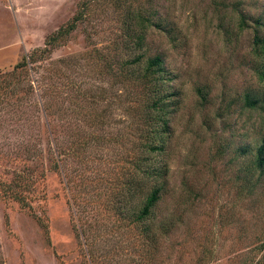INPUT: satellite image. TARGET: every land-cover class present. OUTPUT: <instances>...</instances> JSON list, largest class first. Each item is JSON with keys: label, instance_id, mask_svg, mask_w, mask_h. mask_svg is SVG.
Returning a JSON list of instances; mask_svg holds the SVG:
<instances>
[{"label": "rangeland", "instance_id": "rangeland-1", "mask_svg": "<svg viewBox=\"0 0 264 264\" xmlns=\"http://www.w3.org/2000/svg\"><path fill=\"white\" fill-rule=\"evenodd\" d=\"M152 4L174 29H152L148 48L175 103L151 156L167 171L162 200L136 222L147 115L120 78L126 6L0 0V264H264V111L245 103L264 98V0Z\"/></svg>", "mask_w": 264, "mask_h": 264}, {"label": "trees", "instance_id": "trees-1", "mask_svg": "<svg viewBox=\"0 0 264 264\" xmlns=\"http://www.w3.org/2000/svg\"><path fill=\"white\" fill-rule=\"evenodd\" d=\"M137 1L138 0H113V3L117 5V8L123 7V4L126 6L128 13L126 20L127 36L132 37L133 42L131 56L133 60L128 62V65L125 64L126 66L122 69L123 75H120V78L136 89V101L132 109L135 111H145L147 115L145 118L146 129L143 136L148 142L141 146L142 153L146 156L135 163L139 179L135 178L133 182L138 191L143 189L149 191L144 203L141 204L142 207L139 213L134 216V221L142 222L143 220L150 219L154 213V209L162 200L165 186L162 183L160 184V182L164 179V175H166L167 171L165 170L166 168L163 169V167H158L155 162L152 161L151 156L155 153H162L165 150V141L161 136L162 133L170 129L168 118V114L170 113L169 108L175 103L174 101H170L173 94L168 93L166 90V82L169 79L165 77V75L168 74L165 60L162 55L150 56L148 38L152 29H162L173 37L174 29H165L154 20L152 11L153 0H147L148 7L146 6L144 10H140L137 7ZM240 20L242 29L245 30L248 27L247 16L241 14ZM256 23L257 25L262 24L261 22ZM66 31H68V29L61 28L47 40L51 41L58 39L62 37ZM254 44L256 55L264 54V37L260 36L258 31H256L254 37ZM44 52H46V50L41 53ZM123 71L127 72L125 73ZM261 76L264 78V71ZM245 103L250 109L264 111V98L261 100L248 96ZM255 166L260 171V175H264V138L257 150ZM131 195V199L137 197V195L132 193ZM166 226L167 223H165L164 226L162 225L163 228H166ZM148 231L150 232V229Z\"/></svg>", "mask_w": 264, "mask_h": 264}]
</instances>
